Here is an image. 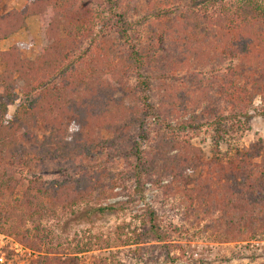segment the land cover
<instances>
[{
	"label": "trees",
	"instance_id": "trees-1",
	"mask_svg": "<svg viewBox=\"0 0 264 264\" xmlns=\"http://www.w3.org/2000/svg\"><path fill=\"white\" fill-rule=\"evenodd\" d=\"M33 15L43 36L35 56L16 44L0 50V159L84 165L21 192L0 168V233L38 253L30 264L80 263L43 252L47 235L22 223L42 207L39 197L70 206L104 188L112 173L97 159L126 147L136 164L120 176L123 188L132 181L141 192L148 181L179 196L185 216L204 221L219 242L248 244L264 232V142L238 138L254 100L264 103V0H25L0 14V41ZM19 93L31 97L8 118ZM185 116L180 129L207 127L208 157L171 128ZM153 120L160 125L149 130ZM146 210L136 215L135 244L166 238Z\"/></svg>",
	"mask_w": 264,
	"mask_h": 264
},
{
	"label": "rangeland",
	"instance_id": "rangeland-1",
	"mask_svg": "<svg viewBox=\"0 0 264 264\" xmlns=\"http://www.w3.org/2000/svg\"><path fill=\"white\" fill-rule=\"evenodd\" d=\"M25 0H1L0 14L18 10ZM95 21L94 28H98ZM40 21L37 16L25 18L24 27L0 41V50L16 44L21 54L33 58L39 46L43 44ZM31 95L19 93L17 101L8 106L7 117H11L17 104ZM255 109H249L248 122L239 131V143L248 145L260 138L264 142V114H255V110L264 109V103L256 98ZM262 112V111H261ZM172 120L170 125L181 139L188 137L200 147L204 156L210 154L211 139L207 127L198 133L191 129H180V120ZM160 125L157 120L149 124V130ZM38 140L44 132L35 128ZM139 146H141V140ZM37 145H28V155L33 156ZM76 162L46 160L19 161L11 163L7 158L0 159V168L13 172L18 181V192L25 190L31 181H43L47 185L51 180L63 181L72 175L78 165ZM97 164L105 166L112 173L102 179V186L69 206L66 200L38 198L41 208L28 216L22 223L34 230L36 227L47 235L41 245L43 252L53 250L57 255L67 257L77 255L79 264H264V232L251 242H219L215 233L204 221L185 216L179 196L162 195L150 182H144L143 189L136 190L132 181H125L122 187L121 177L134 167L136 160L130 147L121 148L118 153L102 154ZM78 171L75 176H77ZM121 176V177H120ZM111 205V208L108 206ZM152 207L158 216L159 228L166 238L158 240L148 238L135 244L134 239L140 233V221L146 207ZM12 222L20 223L16 216ZM6 224V223H5ZM3 223V226H6ZM0 264H30L38 256L12 236L0 233Z\"/></svg>",
	"mask_w": 264,
	"mask_h": 264
},
{
	"label": "built area",
	"instance_id": "built-area-1",
	"mask_svg": "<svg viewBox=\"0 0 264 264\" xmlns=\"http://www.w3.org/2000/svg\"><path fill=\"white\" fill-rule=\"evenodd\" d=\"M0 237H1V235H0ZM0 260H2V256H0Z\"/></svg>",
	"mask_w": 264,
	"mask_h": 264
}]
</instances>
